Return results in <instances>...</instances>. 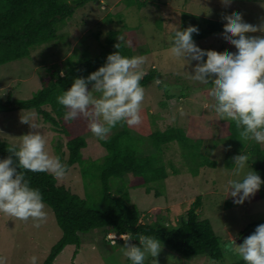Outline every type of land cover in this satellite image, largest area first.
I'll return each mask as SVG.
<instances>
[{"label": "rangeland", "instance_id": "1", "mask_svg": "<svg viewBox=\"0 0 264 264\" xmlns=\"http://www.w3.org/2000/svg\"><path fill=\"white\" fill-rule=\"evenodd\" d=\"M64 1L70 3L72 0ZM141 1L145 2L141 9L136 4H127L126 0H98L77 9L65 25L57 28L54 40L32 48L28 58L0 66V102H5L8 97L11 101L31 98L41 88V80L45 77L47 68L55 65L61 74L67 59L70 58L75 63L84 57L100 54L108 46L106 40L109 34L119 32L115 44L130 43L132 56L146 57L143 66L145 73L154 69L161 75L159 80L162 83L157 85L154 81L144 88L145 98L140 112V125L145 130L142 138L146 142L143 153L148 154L152 150L148 138L150 133L175 127L188 131L191 139L201 141L197 153L200 156L198 163L208 160L215 162L214 168L196 167V161L190 157L192 152L190 156L186 155L185 150L176 142L170 143L163 148L162 153L168 177L151 183L149 194L144 189L129 190L131 204L141 212V221H149L151 214L159 209L167 226L177 223L181 216L185 217L195 200L199 199V218L210 223L224 248L222 259L213 261L204 255L186 258L163 245L156 258L158 264H234L241 259L229 253L224 245L232 238L237 240L244 235L247 225L264 220V199L252 203L245 200L242 205H237L226 191L228 180L242 179L244 173L252 170V167L247 162L248 167L240 176L233 175L235 166L232 158L236 155H229L222 142L213 144L212 139L219 140L221 133L217 124L218 116L212 108L205 106L213 103L208 96L210 85L187 79V74H191L196 61L186 64L183 60L171 57L168 52L171 46L169 36L173 31L172 25H178L181 30L184 13L188 23L196 19L193 17L225 23L222 19L224 15L237 12L242 14L244 22L260 25L264 23V0H232L228 6H224L221 0ZM128 29L134 33L129 34ZM194 42L205 51H237L225 41L222 33ZM43 109L50 111L49 107ZM25 117L30 124L36 125L35 129L29 124L21 123V119ZM194 117V123L190 124V119ZM203 117L207 122L202 120ZM63 124L69 136L61 127L55 128L44 123L34 110L3 112L0 114V138L13 145L19 143L18 138L22 135L39 132L48 141L50 153L55 156L62 153L61 159L65 162L68 157L67 141L70 137L81 136L87 142L83 157L87 161L101 159L99 139L91 134L86 118L79 116L71 123L64 121ZM120 129L121 126L113 129L110 135ZM258 145L264 148V144ZM226 164H230L229 167ZM195 170L197 173L194 175ZM129 180V176H126L123 181L127 185ZM57 183L80 197L85 195L78 165L68 168L65 176L57 179ZM117 187L121 188L122 184L113 185L114 194ZM156 192L159 197H155ZM45 210L47 219L39 228L33 227L31 220L22 222L0 213V257L5 258L6 264H29V257L33 255L37 257V264H42L46 259L52 246L59 240L61 230L52 210L47 206ZM112 235L104 237L97 230L82 234L77 254L73 255L74 246H67L53 264H129L121 251L124 241L115 238L114 246L111 242ZM151 260L149 256L145 262L151 264Z\"/></svg>", "mask_w": 264, "mask_h": 264}, {"label": "trees", "instance_id": "2", "mask_svg": "<svg viewBox=\"0 0 264 264\" xmlns=\"http://www.w3.org/2000/svg\"><path fill=\"white\" fill-rule=\"evenodd\" d=\"M94 1L98 0H72L70 3L64 0H0V66L28 58L32 48L54 40L57 28L65 25L77 9ZM126 3L136 4L139 9L145 5L141 0H126ZM193 18L196 19L188 23L187 15L184 13L181 21V30L189 26L198 28V34H193V41L223 32L224 23ZM197 23L198 26H195ZM128 33L133 34L134 31L128 29ZM117 36L119 32H111L106 40L108 46L96 56L84 57L75 63H72L70 58L67 59L63 75L56 70L55 65H51L46 69L45 77L41 80V88L31 98L11 101L8 97L5 102H0V114L17 110H34L44 123H49L55 128L61 127V130L69 136L63 124L67 109L58 104L57 97L66 92L75 79L87 78L89 74L104 66L108 55L119 51L122 56L133 57L130 43L126 45L124 42H119L117 43L119 47H115ZM160 77V73L152 69L145 74L141 85L145 88ZM44 107H49L50 111H46ZM194 120L195 117L191 118L190 124L194 123ZM202 120L206 121L204 117ZM217 124L221 137L217 141L212 139L213 144L224 143L229 155H239L241 152L248 154V163L261 178L259 191L247 199L248 203L264 199V148L255 141H240L234 122L219 118ZM119 126L121 125L113 129ZM144 133L145 130L140 124L134 127L124 124L119 131L113 132L104 140H99L102 156L96 161H87L83 157V151L87 146L83 137H70L66 143L67 160L62 161V153L58 157L67 165V169L74 165L80 167L84 197L58 185L57 179L50 173H32L19 169L25 172L30 187L40 190L45 205L52 210L56 224L61 230L59 240L52 246L42 264H53L67 246L75 247L73 252L75 256L81 246V235L96 230L104 237L109 234L121 236L130 232L134 237L132 243H138L135 241L137 234L155 236L162 245L183 257L204 255L213 261L222 259L224 248L221 240L215 235L210 223L201 220L197 213L200 209L199 199L195 200L185 217L181 216L177 223H172L171 226L165 225V217L159 209L151 214L152 218L149 221H141V212L131 204L129 190L144 189V192L149 194L151 183L168 177L162 159L163 148L167 144L176 142L189 156L192 152L190 157L196 161V167H215V162L210 160L198 163L200 156L198 157L197 153L201 141L191 139L188 131L184 129L169 127L164 131L150 133L148 138L152 150L148 154L143 153L146 145L142 138ZM10 146L12 145L0 138V161L8 157L7 148ZM229 165L226 164L228 167ZM196 173L197 170L193 171L194 175ZM126 176L130 178L127 185L123 181ZM119 183L122 187H117L114 194L112 187ZM156 194L155 197H159V193ZM260 224H264V220L247 225L244 232L249 236ZM145 264L150 263L145 262ZM234 264H244V262L241 259Z\"/></svg>", "mask_w": 264, "mask_h": 264}, {"label": "clouds", "instance_id": "3", "mask_svg": "<svg viewBox=\"0 0 264 264\" xmlns=\"http://www.w3.org/2000/svg\"><path fill=\"white\" fill-rule=\"evenodd\" d=\"M231 2L221 0L224 6ZM222 19L225 21L222 36L235 47V53L201 50L192 38L193 34H198V28L189 26L180 30L178 25H172L168 52L186 64L196 61L187 79L210 85L208 96L213 103L205 106L212 108L220 120L234 122L240 141L264 144V35H247L264 34V23H246L242 14L237 12L224 15ZM145 62L146 57L142 55L128 58L119 51L108 55L104 66L87 78L75 79L71 87L57 97L58 104L67 109L64 120L83 116L88 120L91 134L99 140L109 136L117 125H139L145 98V89L141 85L146 74ZM155 83L159 85L162 82L156 80ZM21 123L36 128L27 117L21 119ZM18 140V144L7 148L8 157L0 161V213L22 222L31 220L33 227L39 228L47 219L46 205L40 190L30 187L25 172L19 169L32 173L46 172L59 179L65 176L67 165L50 153L43 134L30 132ZM232 159L235 166L233 175L240 176L248 167L249 155L241 152ZM261 184L260 176L250 169L242 179L228 180L226 191L235 204L242 205L259 191ZM115 238L124 241L121 251L131 264H145L149 256L151 264H158L156 258L163 245L155 236L137 234L135 241L138 243H132L134 237L130 232L121 236L113 234L114 246ZM224 247L242 259L244 264H264V224L258 225L242 243L237 244L232 238ZM0 264H6L5 258L0 257ZM29 264H37L35 255L29 257Z\"/></svg>", "mask_w": 264, "mask_h": 264}, {"label": "water", "instance_id": "4", "mask_svg": "<svg viewBox=\"0 0 264 264\" xmlns=\"http://www.w3.org/2000/svg\"><path fill=\"white\" fill-rule=\"evenodd\" d=\"M247 235H248V233H245L244 235L240 236V238H238V239L236 240V243H237V244L242 243L243 240L247 237ZM225 249H226V248H225ZM226 250H227V249H226Z\"/></svg>", "mask_w": 264, "mask_h": 264}, {"label": "built area", "instance_id": "5", "mask_svg": "<svg viewBox=\"0 0 264 264\" xmlns=\"http://www.w3.org/2000/svg\"><path fill=\"white\" fill-rule=\"evenodd\" d=\"M112 242V241H111Z\"/></svg>", "mask_w": 264, "mask_h": 264}]
</instances>
